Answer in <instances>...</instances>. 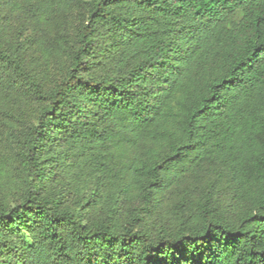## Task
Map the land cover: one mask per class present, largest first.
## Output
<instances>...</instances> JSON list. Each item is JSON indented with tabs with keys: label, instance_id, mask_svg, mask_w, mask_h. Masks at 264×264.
Returning a JSON list of instances; mask_svg holds the SVG:
<instances>
[{
	"label": "trees",
	"instance_id": "16d2710c",
	"mask_svg": "<svg viewBox=\"0 0 264 264\" xmlns=\"http://www.w3.org/2000/svg\"><path fill=\"white\" fill-rule=\"evenodd\" d=\"M81 4L70 40L60 28ZM12 18L67 54L50 90L24 39L6 49ZM0 61L44 103L22 141L24 197L0 207V264H264V0H0ZM61 140L125 158L144 206L122 228L42 192ZM202 183L175 228H135L156 193Z\"/></svg>",
	"mask_w": 264,
	"mask_h": 264
},
{
	"label": "rangeland",
	"instance_id": "374dc122",
	"mask_svg": "<svg viewBox=\"0 0 264 264\" xmlns=\"http://www.w3.org/2000/svg\"><path fill=\"white\" fill-rule=\"evenodd\" d=\"M86 8V4L75 7L66 17V25L60 28L70 40L76 23L84 19ZM7 22L6 14L2 23ZM10 22L6 49L14 48L19 36V40L24 39L25 68L40 81L44 90H50L67 72V54L53 48L52 39L48 37L51 31L48 34L38 32L33 21L27 18H12ZM43 106L42 101L33 98L22 78L7 72L0 61V207H10L24 197L28 177L20 163L22 141ZM59 149L62 155L49 157L50 163L46 166L49 173L44 177L42 192L59 198L62 207L79 210L89 224L112 217L120 229L132 217L135 208L144 206L142 197L129 180L125 158L117 152L105 146L92 147L80 142L67 144L65 140L60 141L56 150ZM203 186L204 183L190 188L187 194H184L185 189L177 188L156 193L150 212L142 213L135 228L151 231L159 227L175 228L179 216L185 215L186 207L200 197ZM213 194L225 206L232 201L225 181L214 187ZM24 232L26 230H20V234Z\"/></svg>",
	"mask_w": 264,
	"mask_h": 264
}]
</instances>
